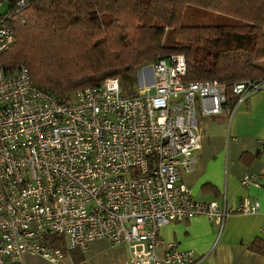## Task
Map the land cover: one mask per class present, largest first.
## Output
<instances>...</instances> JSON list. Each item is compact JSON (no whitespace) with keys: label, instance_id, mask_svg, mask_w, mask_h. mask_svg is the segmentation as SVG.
Segmentation results:
<instances>
[{"label":"built area","instance_id":"built-area-1","mask_svg":"<svg viewBox=\"0 0 264 264\" xmlns=\"http://www.w3.org/2000/svg\"><path fill=\"white\" fill-rule=\"evenodd\" d=\"M13 3L0 12V53L13 43L8 21L24 0ZM143 69L134 95L112 77L58 99L24 65H0V264H24L25 254L58 261L98 238L125 244L129 264H194L204 257L164 243L163 225L205 216L220 234L230 215L259 211L247 199L232 207L197 201L181 180L196 165L200 117L222 111L225 85L184 81L182 54ZM262 86L264 77L233 82L230 113Z\"/></svg>","mask_w":264,"mask_h":264},{"label":"trees","instance_id":"trees-1","mask_svg":"<svg viewBox=\"0 0 264 264\" xmlns=\"http://www.w3.org/2000/svg\"><path fill=\"white\" fill-rule=\"evenodd\" d=\"M2 1L13 9V0ZM186 8L227 24L182 25ZM17 11L0 65H24L58 99L112 77L134 95L136 71L169 54L184 56V81L222 83L231 103L233 82L264 77V0H24ZM250 245L264 255L263 242Z\"/></svg>","mask_w":264,"mask_h":264},{"label":"crops","instance_id":"crops-1","mask_svg":"<svg viewBox=\"0 0 264 264\" xmlns=\"http://www.w3.org/2000/svg\"><path fill=\"white\" fill-rule=\"evenodd\" d=\"M226 100L217 115L200 117V148L196 165L181 174L182 182L197 201H217L235 206L247 199L258 202L255 214L230 215L219 234L217 226L205 216L163 225L159 235L164 243L174 242L180 249H191L204 257L194 264H264V255L251 243H264V86L249 93L231 114ZM257 175L256 184L241 185L243 175ZM163 249V247H161ZM24 264H129L125 244L112 245L104 238L92 240L85 250L64 252L58 261L25 254Z\"/></svg>","mask_w":264,"mask_h":264},{"label":"rangeland","instance_id":"rangeland-1","mask_svg":"<svg viewBox=\"0 0 264 264\" xmlns=\"http://www.w3.org/2000/svg\"><path fill=\"white\" fill-rule=\"evenodd\" d=\"M6 9V3H3V6L0 8V12H3ZM182 25L185 26H200V25H211V24H227L226 20L222 18L221 16H218L214 13L209 12H202V11H195L192 8H186L184 11V15L181 20ZM148 68L149 65H145L140 67L138 69L142 72L144 71L143 68ZM120 88H127L128 83L121 81L119 82ZM136 89L140 88L137 84L135 85ZM150 92L152 93V89H150Z\"/></svg>","mask_w":264,"mask_h":264}]
</instances>
